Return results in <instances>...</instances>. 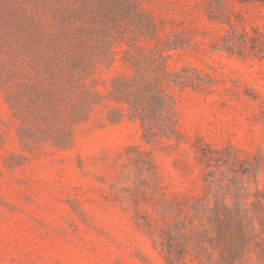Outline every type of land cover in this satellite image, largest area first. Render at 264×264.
<instances>
[{
  "label": "rangeland",
  "instance_id": "1",
  "mask_svg": "<svg viewBox=\"0 0 264 264\" xmlns=\"http://www.w3.org/2000/svg\"><path fill=\"white\" fill-rule=\"evenodd\" d=\"M0 264H264V0H0Z\"/></svg>",
  "mask_w": 264,
  "mask_h": 264
}]
</instances>
